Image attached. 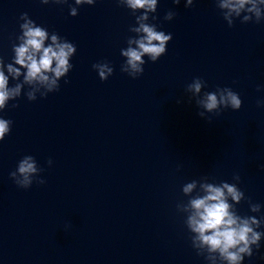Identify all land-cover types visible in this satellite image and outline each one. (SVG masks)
<instances>
[{
    "label": "clouds",
    "instance_id": "9594fccd",
    "mask_svg": "<svg viewBox=\"0 0 264 264\" xmlns=\"http://www.w3.org/2000/svg\"><path fill=\"white\" fill-rule=\"evenodd\" d=\"M49 2L50 0H41L43 4ZM51 2L64 4L67 0H51ZM96 2L97 0H74L75 6L70 5V15L73 17L78 15L77 6H91ZM117 3L135 15L137 26L131 27L130 31L136 33L138 38H128L127 42L135 43L137 47L121 49V55L127 58L121 65V71L136 79L144 73L146 61L143 57L147 56L153 63L158 61L166 53L172 34L159 31L157 25L148 23L150 14L157 11L158 0H117ZM173 3L178 5L180 0H173ZM193 3L194 0H185V7H191ZM216 6L229 27L234 25L237 18L241 23L264 21V0H216ZM137 12L141 14L136 15ZM175 15V12L168 11L164 19L171 21ZM151 18L156 19L155 16ZM20 19L24 21L20 24L22 35L17 37L21 43L18 46L13 45V60L20 67H14L12 63H9L7 71L13 79L21 76V68L26 69V74L23 76V84L16 83L14 87H9V76L5 75L2 70L3 63L0 61V112L7 108L9 101L21 96L24 84L43 86L45 91L40 93L41 97L58 91L59 81L73 68L70 63L76 53V46L73 43L53 33L51 43L45 46V41L49 38L48 30L37 26L27 13H23ZM93 69L98 73L101 81H106L114 71L106 61L93 64ZM47 73H51V77ZM205 87L206 82L196 77L187 85L186 91L199 96ZM257 90L259 91L260 88L258 87ZM26 96L29 101L37 99L35 90L27 91ZM196 103L204 109L198 112V115L209 122H211V116H206V113L218 116L222 109L239 110L242 106L239 94L228 87L217 88L215 92H204L203 98L198 99ZM257 105L264 106V100H258ZM12 107H18V105L13 104ZM12 123L11 120L0 117V141L10 134ZM48 164L52 165L51 159L48 160ZM42 171L36 159L26 155L18 162L16 170L9 175L18 188L29 189L33 183L40 185L46 183L40 176ZM203 179L205 182L200 186L205 194L191 199L189 205L184 208L185 211L188 207L192 210V214L185 221L187 229L192 234V247L198 255L205 256L207 261H215L219 258L226 264H243L245 257L253 255V246L257 249L260 247L264 233L257 229L264 221L254 216L238 215L234 204L229 202V198L235 204L246 199L244 192L237 186L240 181L239 174L233 175L236 183L222 181L216 185L206 182L207 177ZM196 184V180L184 184L183 194L191 193ZM248 202L251 212L260 211L259 204H254L251 200ZM177 209L181 212V203L177 204Z\"/></svg>",
    "mask_w": 264,
    "mask_h": 264
},
{
    "label": "water",
    "instance_id": "95a60500",
    "mask_svg": "<svg viewBox=\"0 0 264 264\" xmlns=\"http://www.w3.org/2000/svg\"><path fill=\"white\" fill-rule=\"evenodd\" d=\"M70 5L75 6L74 0H67L64 4H55L51 0L48 4L41 3V0H0V61L3 63L2 70L9 76V87H14L16 83L23 84V76L26 74V69L21 68V76L13 79L7 71L9 63L14 67H20L13 60V45L18 46L21 43L17 37L22 35L20 24L24 21L20 17L23 13H27L37 26L48 30L49 38L45 41V46L51 43L53 33L73 43L76 46V53L71 58L72 61L115 10L118 3L117 0H97L91 6H77L78 15L75 17L70 15ZM47 74L50 77L52 75ZM31 90H35L38 97L45 88L38 84H24L21 96L9 101L7 108L0 112V117L13 122L33 102L26 96L27 91ZM13 104H17L18 107L13 108Z\"/></svg>",
    "mask_w": 264,
    "mask_h": 264
}]
</instances>
